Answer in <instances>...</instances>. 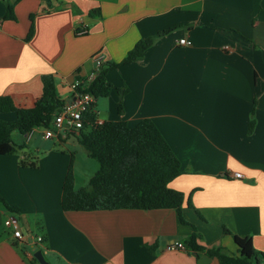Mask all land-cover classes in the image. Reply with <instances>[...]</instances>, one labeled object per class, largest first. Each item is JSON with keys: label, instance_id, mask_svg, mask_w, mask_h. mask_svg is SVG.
<instances>
[{"label": "crops", "instance_id": "crops-1", "mask_svg": "<svg viewBox=\"0 0 264 264\" xmlns=\"http://www.w3.org/2000/svg\"><path fill=\"white\" fill-rule=\"evenodd\" d=\"M8 5L14 20L4 19ZM147 38L140 59L106 69L125 92L96 98L94 114L99 123L154 122L180 163L168 185L184 195L183 222L170 208L63 210L71 155L75 189L98 163L74 164L75 155L87 156L78 132L56 141L40 127L14 131L16 145L43 150L45 164L20 166L23 148L0 155V264H39L32 262L37 249L13 244L4 228L10 213L42 236L37 248L48 264H199L214 247L236 255L244 237L264 253V0H0V98L32 107L50 75L64 102L97 57L106 68ZM194 231L198 253L185 246ZM209 264L218 262L209 257Z\"/></svg>", "mask_w": 264, "mask_h": 264}, {"label": "trees", "instance_id": "trees-1", "mask_svg": "<svg viewBox=\"0 0 264 264\" xmlns=\"http://www.w3.org/2000/svg\"><path fill=\"white\" fill-rule=\"evenodd\" d=\"M90 15H99L93 10ZM4 19H15L13 5L7 6ZM33 32L32 24L27 33L29 39ZM152 43V38L138 41L127 55L119 62L112 63L101 70L89 86L95 98L105 97L114 90L122 96L125 89L114 87L106 79V69L138 60ZM43 89L41 96L32 107L18 108L8 97L0 98V113H14V119L0 118V155L11 154L22 149L12 140V133H26L33 127H50L52 119L63 105L56 92L53 78L42 77ZM95 107V103L92 104ZM117 108L121 111L120 98ZM254 126V119L249 122V131ZM78 141L85 149L87 156L98 163L97 171L88 182L74 188L73 156L71 155L68 170L63 181L61 207L63 210L88 211L112 209H174L181 217V205L184 200L182 192L169 187V182L180 173V163L162 137L154 122L144 119L134 126L124 121L97 122L94 112L85 113V121L78 131ZM20 166L36 167V162L19 161ZM1 200V197H0ZM228 231L224 229V233ZM235 237V236H234ZM200 235L194 231L185 241V246L193 252H200L203 247L198 245ZM18 242L14 239L13 244ZM209 257L218 264H257L259 256L250 237H244L236 255L225 253L222 247L206 249ZM198 259V255L196 254ZM32 262L38 261L32 257Z\"/></svg>", "mask_w": 264, "mask_h": 264}, {"label": "built area", "instance_id": "built-area-1", "mask_svg": "<svg viewBox=\"0 0 264 264\" xmlns=\"http://www.w3.org/2000/svg\"><path fill=\"white\" fill-rule=\"evenodd\" d=\"M84 32L85 29L77 30L78 34H83ZM178 42L184 45L191 44L187 39H180ZM102 65L101 59L97 57L94 70L85 77L76 78L69 85V98L63 102L62 107L53 117L51 126L40 127L43 138L58 141L67 137L70 133L80 130L85 121V113L94 112L92 104L95 103L96 98L89 90V86L101 70ZM233 176L240 178L242 175L241 173H234ZM4 226L11 229V235L18 243L28 245L32 249H38V245L42 244V236L21 229L19 221L13 213L6 216ZM176 246L183 248L181 243Z\"/></svg>", "mask_w": 264, "mask_h": 264}, {"label": "rangeland", "instance_id": "rangeland-1", "mask_svg": "<svg viewBox=\"0 0 264 264\" xmlns=\"http://www.w3.org/2000/svg\"><path fill=\"white\" fill-rule=\"evenodd\" d=\"M12 140L15 142V144H17V141L13 138V134H12ZM17 150L19 151L20 149H17ZM23 151L25 152L26 155H28V157L23 158V160H25L26 163H30V162L34 161V162H36V164L38 163L37 167H40V169H42L44 167L45 162L40 163V159L41 160L43 159V155H42L43 150H38V152H37L31 146H27V147L23 148ZM91 161L94 162L93 159H90L87 156H84V157L80 156L79 157V155H75L74 164L77 166H80L82 169H91L90 168ZM4 228L8 231H11V229L6 228L5 226H4ZM33 234H39V233L33 229Z\"/></svg>", "mask_w": 264, "mask_h": 264}, {"label": "water", "instance_id": "water-1", "mask_svg": "<svg viewBox=\"0 0 264 264\" xmlns=\"http://www.w3.org/2000/svg\"><path fill=\"white\" fill-rule=\"evenodd\" d=\"M33 257L38 261L39 264H48V262L44 259L42 251L40 249L34 251ZM198 261L199 264H209V257L203 254Z\"/></svg>", "mask_w": 264, "mask_h": 264}]
</instances>
